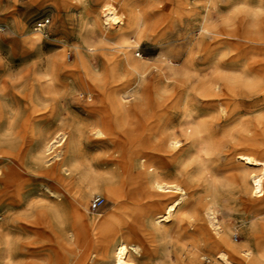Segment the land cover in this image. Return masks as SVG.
<instances>
[{"label": "rangeland", "instance_id": "obj_1", "mask_svg": "<svg viewBox=\"0 0 264 264\" xmlns=\"http://www.w3.org/2000/svg\"><path fill=\"white\" fill-rule=\"evenodd\" d=\"M106 2L136 10L145 18L136 48L140 54L137 59L144 64L143 74L119 70L122 82L128 84L127 91L130 92L126 101L130 105L139 103L140 95L159 72L168 70V61L171 60L177 62L172 66L181 71L192 68L191 78L186 82L192 93H188V98L198 102L203 100L204 93L192 88L216 77L218 66V71H224L223 62L232 54V42L235 41L226 40L217 44L215 37L203 32L202 27L226 29L230 26L227 24L229 21L235 24H264V0H0V109L3 114L0 118V152L13 151L23 139L28 145L19 163L23 176L19 184L24 187L12 188V193L6 194L0 204V264H111L110 254L102 257L100 249L85 253L81 248L86 244L87 234H83V222L80 223L75 216L71 199L65 200L59 191L61 188H54L43 176L61 161L59 153L64 156L65 152L57 144L51 153L39 154L40 147L60 134L66 136L67 142H75L74 152L66 154L64 166L72 165L73 159L80 166V172L75 175L79 203L74 202L81 212L79 217L93 218L95 230L103 233L106 240L124 239L134 245L137 250L131 258L135 264H185L177 259L175 242L164 236L165 229L174 234V220L163 223L159 231L152 222L156 210L162 213L161 209L171 204L176 196L162 198L153 206L144 205L149 210L143 214L133 211L128 202L119 205L106 197L109 191L116 192L126 182L123 166L115 161L118 155L116 148L120 146L129 154L126 140L131 131H139L137 122L142 121L141 116L136 120L130 118L127 122L112 117V124L107 129L105 122L109 114L106 106L99 102V98L95 103H86V95L79 94L84 92L82 86L73 80L82 74L80 62L81 58H85L91 72L97 76L95 84L102 86L108 82V72L99 55L103 52L116 54L117 49L112 42L103 45L102 30L107 32L108 29L99 19ZM157 9L161 12L158 13ZM207 18L208 22L205 21ZM42 22H46V27L39 30L38 25ZM132 40L136 41L134 36ZM194 73L197 76H193ZM46 76L51 79V90L44 94L40 84ZM228 91L234 96L228 107L223 100L220 103L221 100L217 99L214 109L202 112L210 117L218 116V112L219 116H225L227 110L236 113L222 124L224 130L220 132V139L227 144L224 150L233 153H242L243 150L246 153L243 141L252 138L261 147L260 151L249 153L264 160L262 92L257 86L243 81L237 82ZM172 119L176 124L179 115L175 114ZM77 130L79 136L74 134ZM109 130L116 140H110L107 135ZM96 131H101L106 137H94ZM214 158L213 167L219 170V194L214 201L215 223L240 251L238 258L231 262L264 264V196L251 198L250 191L245 192L230 178L231 169L239 165L233 156L227 158L223 153H216ZM5 164H0V169ZM168 176L162 181L184 183L175 174ZM199 188L197 194L185 196L183 205L195 204L206 196L205 185ZM97 197L103 198L105 203L94 212L91 204ZM242 199L245 202L240 201ZM50 201L63 203L60 212L51 218L52 230L35 226L38 211ZM5 226L8 227L4 231L2 227ZM209 230L212 234V227ZM201 253H198L201 256L198 264H222L218 259H203L204 254H209L207 249L203 248Z\"/></svg>", "mask_w": 264, "mask_h": 264}, {"label": "bare ground", "instance_id": "obj_2", "mask_svg": "<svg viewBox=\"0 0 264 264\" xmlns=\"http://www.w3.org/2000/svg\"><path fill=\"white\" fill-rule=\"evenodd\" d=\"M157 12L160 13L161 10L157 9ZM144 19L140 12L136 10H131L126 6L117 7L111 2H106L101 8V17L99 19L108 29L107 32L102 30L103 45H108L112 42L117 49L116 54L103 52L99 55L103 58L104 67L108 72V82L102 86L95 84L97 76L91 72L85 58H81L80 62L82 74H76L77 77L73 78L75 83L82 86L84 92L79 94H82L83 97L86 95V103H95L97 98H99V102L106 106L105 108H107L109 114L105 122L107 129L112 124L110 120L112 117L120 122H127L130 118L136 120L138 117H142V121L137 122L139 131L137 129H135L136 131H131L126 140L128 141L129 154L127 155V152L125 153L120 146L116 148L115 152L118 154L115 161L120 166H123L121 167L124 170L126 182L121 184L116 192L109 191L106 197L119 205L128 202L133 211L143 214L149 208L147 205L148 208L146 209L144 205L150 204L153 206L162 198L176 196L173 200L176 203L172 201L171 204L161 209L163 210L162 213L156 210L153 214L152 222L154 228L159 231L163 223L174 220L172 223L174 234L172 235L169 230L165 229L164 236L169 241H174L177 245V259L179 262L198 264L197 261L201 257L198 256L200 255L198 253H201V250L205 248L209 251V254H204L202 256L203 259L213 258L216 261L217 259L220 260L222 264H233L231 260H235L240 255V251L237 245L226 235L227 233L223 235L221 228L215 223L214 201L219 194V180L217 179L219 170L217 171L215 170L216 167H213L215 163L214 156L216 153H223L227 158L233 156V159L238 161L239 165L231 169L230 178L240 185L245 192L250 191L251 198H260L264 196V160L257 159L249 152L260 151L261 145L251 138L243 141L245 145L243 149L246 153H243V150H241L242 153L224 150L227 144H224L222 139H220V132L224 130L222 124L229 121L230 117H233L236 113L233 114V111L229 112L227 110L228 112L225 116H221L222 114L219 116L220 113L218 112V116L213 115L210 117L202 110L214 109L217 106L215 104L217 99L219 102L221 100L220 103L223 100V103L228 107L230 102L234 101V96L229 94L228 88H231L239 81L257 86L264 96V24L254 22H238L235 24L229 21L227 24L232 26V28L229 26L226 29L214 30L205 26L202 27L203 32L215 37L214 40L217 44L226 40L235 41L232 42L234 43L232 54L228 55L227 60L223 62L224 68L222 70L224 71H218L220 70L218 66L215 71L216 77L208 79L207 82L199 83L193 88L191 87L195 91L204 93L202 95L203 100L200 99L198 102L196 99L188 98L190 89L186 87V82L191 78L192 68H184L181 71L172 66V64H177V62L171 60L168 61V70L159 72L152 79L151 84L146 87L143 95H140L139 103L130 105L126 101V95L130 92L127 91L128 84L122 82L119 70L131 71L139 75L143 74L141 70L144 68V64L137 59L140 54L136 48L139 44L140 28L144 24ZM205 21L208 22L209 19L207 18ZM133 36L136 41L132 40ZM98 50L102 51L103 48H98ZM67 72L71 71L67 70ZM193 76L197 75L194 73ZM28 81L30 82V80ZM207 84L209 85L206 86ZM40 90L44 94L49 93L51 90V79H47V76L41 82ZM214 113L216 112L214 111ZM175 114L179 115V121L176 124H174L172 119ZM2 116L0 109V118ZM109 131L110 133L107 135H109L110 140H116V136L112 135L111 130ZM77 133L79 134L78 130L74 134ZM60 135L54 139L50 137V141L40 147L39 154L50 152L57 144L65 152L64 156L59 153L58 157L61 156V161L43 176L48 182H51L54 188H61L59 191L62 192L65 200L71 199L75 216L80 223L83 222V234H87L86 244L81 248H83L85 253L100 249L102 257L110 254L111 264H135L131 258L132 253L137 250L134 245L128 244L124 239L106 240L103 233H98L95 230V220L93 218L84 215L79 217L81 212L74 205V202L79 203V188H77L75 183V175L78 174L77 171H79L80 166L77 162L75 163L74 159L71 160L73 162L72 165L67 168L64 166V160L67 158L66 154L68 156V154L74 152L75 142H67L66 136L64 134ZM93 136L99 138V136L103 137L105 135L101 131H96ZM77 144L76 146H78ZM27 148V142L23 139L13 151L0 152V164L6 163L0 169V204L6 194L12 193V188H17V186L20 187L19 185H21L19 183L23 176L19 170V163H21ZM75 155H77L76 152ZM171 174H175L176 178L177 176L181 177V182L184 181V183L180 185L172 183V181L171 183L164 182L165 180L162 181L163 177ZM228 178L226 179L228 180ZM202 185L206 187L204 192L207 197H201L195 204L187 203L188 205H183L185 196L187 194L190 196L197 194L199 187ZM19 189L16 190L17 193H19ZM208 197L210 199H207ZM240 201L245 202L243 199ZM62 204L50 201L42 206L41 210L37 208L40 211L37 210L38 216L34 225L52 230L51 218L60 212ZM7 227H2V229L5 231ZM209 227H212V234ZM3 234L6 235L5 232ZM4 235H2L3 238ZM212 253L213 255H211ZM8 258L9 261H12L10 256Z\"/></svg>", "mask_w": 264, "mask_h": 264}, {"label": "built area", "instance_id": "obj_3", "mask_svg": "<svg viewBox=\"0 0 264 264\" xmlns=\"http://www.w3.org/2000/svg\"><path fill=\"white\" fill-rule=\"evenodd\" d=\"M46 27V22H42L38 25V29L42 30L45 29ZM105 203V200L103 198L97 197L96 199L93 200L92 204H91V209L92 211H97L99 210Z\"/></svg>", "mask_w": 264, "mask_h": 264}, {"label": "snow or ice", "instance_id": "obj_4", "mask_svg": "<svg viewBox=\"0 0 264 264\" xmlns=\"http://www.w3.org/2000/svg\"><path fill=\"white\" fill-rule=\"evenodd\" d=\"M177 199H179V198H177ZM173 203H176V201H173Z\"/></svg>", "mask_w": 264, "mask_h": 264}]
</instances>
